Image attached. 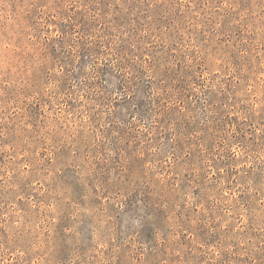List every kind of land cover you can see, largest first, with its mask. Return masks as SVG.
<instances>
[{
	"label": "rangeland",
	"instance_id": "374dc122",
	"mask_svg": "<svg viewBox=\"0 0 264 264\" xmlns=\"http://www.w3.org/2000/svg\"><path fill=\"white\" fill-rule=\"evenodd\" d=\"M0 264H264V0H0Z\"/></svg>",
	"mask_w": 264,
	"mask_h": 264
}]
</instances>
